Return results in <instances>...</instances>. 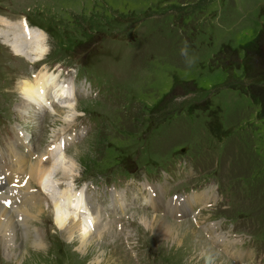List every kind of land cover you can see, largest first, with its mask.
<instances>
[{"label": "rangeland", "instance_id": "1", "mask_svg": "<svg viewBox=\"0 0 264 264\" xmlns=\"http://www.w3.org/2000/svg\"><path fill=\"white\" fill-rule=\"evenodd\" d=\"M19 15L45 31L46 51L36 57L24 50L20 56L0 43V117L20 133L24 147L19 150L28 149L31 161L72 124L75 114H87L94 115L96 126L65 149L73 157L79 154L77 178L98 185L102 175L129 174L128 166H137L138 178L143 163L148 168H166L168 179L179 164L197 162L200 176L184 182L178 177L165 189L203 178L226 188L223 199L204 206L195 216L169 220L145 202L139 205L132 188L142 201L139 184L132 179L136 184L117 197L127 195L125 206L117 207L115 200L110 203L115 213H105L120 220L122 229L127 226L124 237L99 232L92 240L96 251L100 244L105 255L112 257L105 262L103 257L101 264H264V0H0V20ZM26 53L31 57H25ZM46 60L68 68L91 66L89 77L109 76L116 92L103 98L106 84L99 78V85L105 87L98 97L72 100L77 111L61 110L65 106L61 103L44 105L41 110L34 107L30 113L26 107L13 109L16 95L21 96L18 86L23 75L29 77L30 66ZM48 74L53 81L56 75ZM60 83L68 90L63 79H57ZM52 108L63 111L62 118ZM61 153L50 160L42 158V163L49 167ZM175 153L178 159L173 167ZM15 168L12 162L10 170ZM54 169L44 182L51 184L57 178ZM29 183L40 190L33 178ZM36 192L37 199L29 206L23 199L15 207L0 203L2 212L8 211L15 222L13 239L11 231H0V264H18L22 254L34 252L46 257L44 264H93L91 256L96 251L80 252L76 241H68L54 225L53 199L44 205V195ZM17 195L23 198L21 192ZM152 195L148 199L155 201ZM195 200L204 198L195 192L184 204ZM72 206L77 214L83 208L81 198ZM19 207L33 218L26 215L23 219ZM141 217L164 219L172 232L163 233L156 224L145 227ZM213 224H221L225 232L235 227L232 233L245 242L240 246L237 240L232 245L242 249L239 262L212 245ZM34 234L41 237L42 249L35 247ZM227 237L220 243L228 253L232 240Z\"/></svg>", "mask_w": 264, "mask_h": 264}, {"label": "bare ground", "instance_id": "2", "mask_svg": "<svg viewBox=\"0 0 264 264\" xmlns=\"http://www.w3.org/2000/svg\"><path fill=\"white\" fill-rule=\"evenodd\" d=\"M0 24H4L7 27L6 29H3V34L5 36H9L8 31L13 36L12 42H9L7 40H4V42H6V45H8L14 53H18L17 55H20L19 53L23 52L24 50H26V52L28 51V53L34 54L36 57H40L41 55H43V53H45L46 47H45L44 42H43L42 34L39 33L36 28L30 29V31H22L21 32L20 28H22V26H20V24L18 22L16 23V21H13L10 23V21L7 22L5 19H1ZM25 57H31V56L26 53ZM48 73L49 72L44 70V72L42 71L39 75L34 76L33 80H32V78H29L28 76H24V78L27 77V79L23 78L22 82L18 86L19 90L22 91L23 95H21V96L16 95L17 96L16 102H14L15 104L13 106V109L20 110V109L26 107L29 110L28 113H30L34 107L41 110L44 107V105H46L47 99H50L52 102L56 101L55 97H54V91H58L59 93L64 92L65 85H62L61 83H60L61 85L57 84V79L55 81V78H57V76H55L53 81H51L52 79L49 78L50 76ZM49 81H51V83H49ZM51 88L54 91L50 90ZM3 93H1V94H3ZM59 93L56 92V95H58ZM5 94H7V93H5ZM51 98H53V99H51ZM63 104L65 106H62ZM49 105H51V104H49ZM60 106H62L61 110L62 109L64 110V108H66L68 110V113H71L74 110L77 111L76 105L75 104L73 105L71 102H68V101H67V103L65 101H62ZM52 110L53 111H51V112H53V114H55L56 116L60 115V117H61V113L63 111H61L60 109L57 110L55 108H52ZM68 113H67V115L66 114L65 115L69 116ZM63 122H66L65 118L63 119ZM17 134H18V139L21 143V146L24 147L23 142H22V140H24V139H22L21 135L19 136V133H17ZM43 150L44 151L41 152V154L44 153L46 149H43ZM78 155H77V157H79ZM14 156H15V159L12 162L15 164L16 168L11 170V172L12 173H16V172L25 173V176H27V180H26L25 184L17 192V194H19L20 192L23 194V202L26 205L31 204L34 201H36V199H37L36 195L38 193V192H36V194H35V192H32L30 190L32 188H31L30 183H29V178H33V180L36 181L40 190H42L41 193L45 197L48 194L49 195L54 194V192H55V188H53V187H55L54 184H56V186L58 188H61L62 183L60 182V180H65L69 177H75V175L78 171V162L76 160L77 157H73L72 155H70V153H68L66 151H63L59 157V160H57L55 163H52L49 167L45 166V164H43L44 162L42 163L40 156L37 158L34 157L35 160L31 161L29 159L31 157L29 156V150L28 149H25L24 152H21L19 149H17ZM51 169L55 170L57 178H55V180H53L52 183L50 184V183H48L49 181L44 182V179L49 178L48 173H50ZM27 194L33 196V198L31 199V198L25 197ZM152 194H154V193H152ZM58 195H59L58 198L53 199L54 209L57 208V209H55V212L53 213V214H55L54 225L56 226V228L59 231L64 232V234H66V238L68 241H70V242L76 241L79 244V245L78 244L77 245H78V249L80 252H83V251L88 252V250H90L92 248L94 249L95 244L92 240H94L93 238L95 236H97V234L99 232H102V228L100 227V223L99 222L96 223L95 228L91 229L87 223H84L83 221L80 220V218L78 217V212L76 214V211H75V213H72L71 211H69L71 208L70 200H69V199H71L69 197L70 194H66V195L58 194ZM126 196L127 195L122 196V198L120 200L116 197V206L117 207L122 208L125 206ZM2 197H5V196L0 195V198H2ZM61 197L66 198V200H67L66 203H64V204L59 203L58 199H60ZM118 197H119V195H118ZM45 199L46 198H44L42 200V202H44V205H47L48 203L45 201ZM40 208H42V207H40ZM81 209H82V207L79 208V211ZM6 210H7V208H6ZM17 210L21 213L23 219L26 217V215L28 216V214L26 213L27 210H25L23 207H19ZM2 211L3 210H1V206H0V231L5 232V230L7 229V230H9L8 232L11 231V233H12L14 231L13 229H14L15 222H14V220L10 219L9 214H7L8 211H7V213L2 212ZM31 217L32 216H30L29 218H31ZM90 217H91V223H94L95 220L99 219V216H95V215L90 216ZM11 218H13V216ZM18 219H16V220H18ZM19 221L20 220H18V222ZM19 223L21 224V222H19ZM140 223L144 224L145 227H148V225L152 226V225L156 224V225H158L157 227L162 228L163 233H165L167 231H171V227H169L170 224L169 223L167 224V222L164 219H158V218H150L149 219L148 217H141ZM13 233H12L11 239H13V236H14ZM23 233H24V230H23ZM4 234L5 233H3V235ZM34 237H35V240H34L35 247L42 249L43 241H42L41 237L38 234H34L33 239H34ZM18 238H19V235H18ZM106 241H107V239H106ZM95 243H96V241H95ZM28 244H29V242H28ZM99 248L100 249L98 251H96V249H94L92 252V254H95L94 251H96V253H97L94 256L93 255L91 256L93 264L103 263V262H101L103 257L105 258L104 262L107 259L109 260V258L110 259L112 258L111 256L105 255V253H104L105 249L102 248V246L100 244H99ZM35 250L39 251V249H35ZM87 252L84 256H86L88 254ZM43 259L45 260L46 257H44L41 254H38L37 252L31 253V254L30 253H24L20 257V259L18 258L16 263H18V264H44Z\"/></svg>", "mask_w": 264, "mask_h": 264}]
</instances>
